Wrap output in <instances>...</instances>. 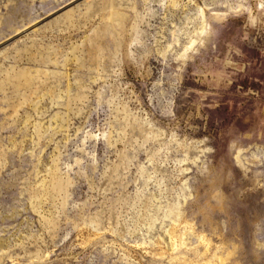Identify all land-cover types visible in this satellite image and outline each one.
<instances>
[{"label":"rangeland","instance_id":"rangeland-1","mask_svg":"<svg viewBox=\"0 0 264 264\" xmlns=\"http://www.w3.org/2000/svg\"><path fill=\"white\" fill-rule=\"evenodd\" d=\"M262 3L0 0V264H240L187 215L264 239Z\"/></svg>","mask_w":264,"mask_h":264},{"label":"water","instance_id":"water-1","mask_svg":"<svg viewBox=\"0 0 264 264\" xmlns=\"http://www.w3.org/2000/svg\"><path fill=\"white\" fill-rule=\"evenodd\" d=\"M202 179L201 186L196 188L195 201L190 206V217L196 220L201 228L210 230L218 220L222 219L226 223L225 238L240 243L239 259L241 264H264V249L257 246L258 240L252 237L254 228L260 227L261 215L243 218V211L239 206H246V198L243 192L235 189L233 193H227L223 189V179L228 175L219 171L215 167L206 164L205 169L200 170ZM217 188L224 195L225 208L217 210L211 199L212 192ZM209 210L210 221H206L204 212ZM263 251V252H262Z\"/></svg>","mask_w":264,"mask_h":264},{"label":"bare ground","instance_id":"bare-ground-1","mask_svg":"<svg viewBox=\"0 0 264 264\" xmlns=\"http://www.w3.org/2000/svg\"><path fill=\"white\" fill-rule=\"evenodd\" d=\"M187 218H188L189 220L194 221V220L191 219V217L188 216V215H187ZM198 228H199L200 231H205V232H207V233H208V232L213 233V234L219 233V228H217V227H212L210 230H207V229H205V228H201L200 226H198ZM258 241L262 242V241H264V239L259 238ZM224 243H225V245H226L228 248H232V249H233L232 255H233V257H235V256L237 255V252L235 251L236 248H234V243L231 242V241H229V240H226V239H224ZM263 246H264V243H263ZM229 264H236L235 259L233 258V259L230 261ZM240 264H241V262H240Z\"/></svg>","mask_w":264,"mask_h":264},{"label":"snow or ice","instance_id":"snow-or-ice-1","mask_svg":"<svg viewBox=\"0 0 264 264\" xmlns=\"http://www.w3.org/2000/svg\"><path fill=\"white\" fill-rule=\"evenodd\" d=\"M173 6H178V5L173 4ZM259 7L264 9V3L260 4Z\"/></svg>","mask_w":264,"mask_h":264}]
</instances>
